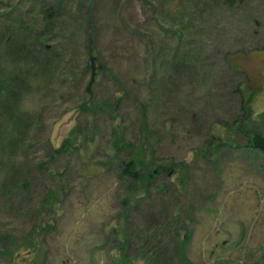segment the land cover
I'll list each match as a JSON object with an SVG mask.
<instances>
[{"label": "rangeland", "instance_id": "rangeland-1", "mask_svg": "<svg viewBox=\"0 0 264 264\" xmlns=\"http://www.w3.org/2000/svg\"><path fill=\"white\" fill-rule=\"evenodd\" d=\"M5 88L0 264H264V0H0Z\"/></svg>", "mask_w": 264, "mask_h": 264}, {"label": "trees", "instance_id": "trees-1", "mask_svg": "<svg viewBox=\"0 0 264 264\" xmlns=\"http://www.w3.org/2000/svg\"><path fill=\"white\" fill-rule=\"evenodd\" d=\"M229 3H234V2H239V1H242V0H228ZM59 7H57L58 9ZM55 8L54 10H48V14L45 15L44 17V23L46 24L45 27H49L51 24V22L53 21V19L55 18ZM88 12H91V9L89 8V11ZM91 20L90 19H87V22H90ZM50 24V25H49ZM45 30V29H44ZM40 35H37L34 42L37 44L38 48H40L43 52H47L45 49L46 47L43 46V43H44V37H45V34L42 35L44 37H39ZM44 47V49H42ZM88 50H89V53H88V60L90 62H88L87 64V67L88 69H91V61H93V54H94V48H93V44L91 43L90 40H88ZM5 96H3L4 94L1 93V90H0V107L3 105V103L5 105H7V98L8 95H7V89L5 88ZM13 137L12 134L8 135V139ZM66 144V143H65ZM248 146L253 149V150H256L258 151L263 157H264V138L262 136L259 135V133L257 132H253L252 135L249 136L248 138ZM65 149V146L63 145L59 150L55 151L56 154L60 153L62 150ZM139 154H138V158L136 159H133V157H129L126 161H122V162H119L118 163V171H117V175L120 179H124L125 181L127 182H133L135 184H141L143 187H148L151 183L149 180V177L147 178L146 176H143V175H139L138 174V168H137V164L139 165V167L142 166L143 164V161L140 160L139 162ZM138 159V160H137ZM187 241V237H185L184 239V242ZM124 243V242H123ZM122 243V244H123ZM126 244V243H125ZM124 244V245H125ZM123 246V245H121ZM180 247H182V251H181V257H182V260L184 262H187L186 261V258H185V247H184V244H181ZM124 260V258H122V261ZM154 263V262H153Z\"/></svg>", "mask_w": 264, "mask_h": 264}]
</instances>
